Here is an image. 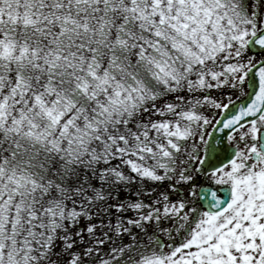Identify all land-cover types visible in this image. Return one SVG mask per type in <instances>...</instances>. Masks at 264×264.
<instances>
[{
	"label": "snow or ice",
	"instance_id": "obj_1",
	"mask_svg": "<svg viewBox=\"0 0 264 264\" xmlns=\"http://www.w3.org/2000/svg\"><path fill=\"white\" fill-rule=\"evenodd\" d=\"M0 264H264V0H0Z\"/></svg>",
	"mask_w": 264,
	"mask_h": 264
}]
</instances>
